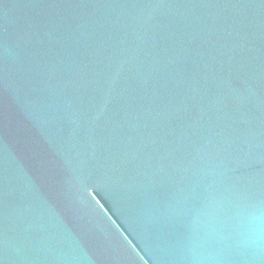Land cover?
I'll return each mask as SVG.
<instances>
[{
  "label": "water",
  "instance_id": "obj_1",
  "mask_svg": "<svg viewBox=\"0 0 264 264\" xmlns=\"http://www.w3.org/2000/svg\"><path fill=\"white\" fill-rule=\"evenodd\" d=\"M0 264H264V0H0Z\"/></svg>",
  "mask_w": 264,
  "mask_h": 264
}]
</instances>
